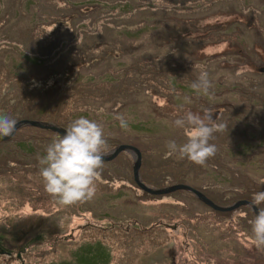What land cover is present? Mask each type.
Returning <instances> with one entry per match:
<instances>
[{
	"label": "rangeland",
	"instance_id": "374dc122",
	"mask_svg": "<svg viewBox=\"0 0 264 264\" xmlns=\"http://www.w3.org/2000/svg\"><path fill=\"white\" fill-rule=\"evenodd\" d=\"M131 1L0 0V114L62 128L96 120L109 153L120 144L141 151L145 185L186 184L221 206L241 201L239 173L264 183V0H133L136 15L124 10ZM243 9L261 36L225 31ZM201 72L212 84L207 95L192 88ZM204 99L234 110L210 141L216 155L199 166L166 145L186 142L172 121L188 110L203 115ZM57 135L26 126L0 140V264H264L249 206L219 212L183 190L150 195L129 152L104 162L93 199L59 204L39 162Z\"/></svg>",
	"mask_w": 264,
	"mask_h": 264
},
{
	"label": "clouds",
	"instance_id": "9594fccd",
	"mask_svg": "<svg viewBox=\"0 0 264 264\" xmlns=\"http://www.w3.org/2000/svg\"><path fill=\"white\" fill-rule=\"evenodd\" d=\"M212 84L207 72H201L192 88L209 94ZM121 127H126L124 116L116 117ZM176 129L182 130L186 142L175 140L167 143L168 150L186 158L199 166H206L218 149L210 143L214 134L221 132L224 125L217 123L213 113L205 110L203 115L191 110L177 114L172 121ZM16 119L0 114V139L10 137L16 131ZM64 134H58L40 158V176L46 191L63 206L93 199L97 194V181L104 165V157L109 155V145L103 126L96 120L79 117L72 121ZM259 211L250 221L252 243L264 252V191L253 194L250 207Z\"/></svg>",
	"mask_w": 264,
	"mask_h": 264
},
{
	"label": "water",
	"instance_id": "95a60500",
	"mask_svg": "<svg viewBox=\"0 0 264 264\" xmlns=\"http://www.w3.org/2000/svg\"><path fill=\"white\" fill-rule=\"evenodd\" d=\"M23 126H32V127H37L40 129H47V130L54 131V132L61 134V135L64 134L66 131L65 128L56 126L54 124H48V123H43V122L34 121V120H21V121H19L16 125V131ZM16 131H15V133H16ZM15 133H13V135ZM12 136H10V137H12ZM10 137H4L3 139H0V140H7ZM124 151L130 152L135 156L134 179H135L136 183L138 184V186L143 191H145L146 193H148L150 195L164 196V195H169L171 193L183 190V191H187V192L194 194L201 202H203L204 204H206L207 206H209L213 210L219 211V212H232V211H234V210H236L242 206H249L251 203V201H248V200H241V201H238L231 206H220V205L216 204L215 202H213L211 199H209L205 194H203L199 190H196L195 188H193L189 185H186V184H176V185L169 186L167 188H158V189L149 187L142 182L141 177H140V168H141V164H142V154L139 151V149H137L136 147H133L131 145L119 146L116 149H114L112 152H110L109 155H107L103 158L104 162H110V161L114 160L121 152H124ZM250 208L253 210L254 214H257L259 211V209L255 205H253Z\"/></svg>",
	"mask_w": 264,
	"mask_h": 264
},
{
	"label": "bare ground",
	"instance_id": "6f19581e",
	"mask_svg": "<svg viewBox=\"0 0 264 264\" xmlns=\"http://www.w3.org/2000/svg\"><path fill=\"white\" fill-rule=\"evenodd\" d=\"M195 2H199V4L200 5H202V3L203 2H205V0H194ZM229 2V1H228ZM125 3H127V2H125ZM167 3H168V5H170L169 3V1H167ZM131 4V5H130ZM125 5H128L130 8V10H129V12L132 10V12H133V10L135 11V12H133V15H136L137 14V12H138V10H139V5L140 4H138V2H133V0L131 1V3H129V4H125ZM131 6H132V9H131ZM143 8V7H142ZM152 8L153 7H148V11L149 12H151V13H154L153 11H152ZM244 8H245V6H244ZM168 8H165V10H167ZM164 10V11H165ZM175 10H177V9H175ZM236 9H234V11H235ZM245 9H243L242 11H241V13H240V16H241V22H240V24L239 25H234V23L235 22H231V23H228L227 25H225V31L226 32H234V34L235 33H237V35L238 36H236V37H241V38H243V36L244 35H246V34H249L251 31H254L257 35H258V37L259 36H261L260 34H261V32L263 31V29H260L259 27H257L256 26V22H255V19H254V21H252V19L251 18H248L247 16H245ZM247 11H248V9H247ZM166 13H168L167 11H165ZM232 13H230V14H223V15H231ZM250 20L252 21V23L251 24H249L250 23ZM54 25V23L52 22V23H50V27H52L53 25ZM136 39H140V36L139 37H137ZM238 41V40H237ZM245 40L243 39V43H247V42H244ZM263 41H264V39H263ZM171 43V42H170ZM174 43L176 44L177 43V41L175 40L174 41ZM180 43V42H179ZM179 45V44H178ZM182 45V44H181ZM136 47V46H135ZM242 50H243V48H241ZM245 49V48H244ZM242 52V51H241ZM240 52V53H241ZM124 56V54H117L116 55V57H117V60L119 59L118 57H123ZM181 68L183 69L182 70V72H179V75H183L184 74V67H182L181 66ZM66 74H68V73H66ZM179 87H183L184 88V92L186 91V86H185V84L184 83H180L179 84ZM231 91V90H230ZM229 91V92H230ZM231 93V95L233 96V94H232V91L230 92ZM211 109H209L208 111H210ZM211 112V111H210ZM202 115V114H201ZM23 127H26V126H23ZM23 127H21V128H23ZM21 128H19V129H21ZM65 128V127H64ZM66 129V128H65ZM163 131V130H162ZM124 145H130V144H120V146H124ZM131 146H133V145H131ZM119 147V146H118ZM133 147H135V146H133ZM137 148V147H136ZM138 149V148H137ZM140 151V150H139ZM112 152V151H111ZM124 152H126V151H124ZM141 152V151H140ZM123 152H121L117 157H119L121 154H122ZM130 153V152H129ZM130 154H132V153H130ZM142 154V153H141ZM116 157V158H117ZM115 158V159H116ZM114 159V160H115ZM113 161V160H112ZM111 162V161H110ZM142 162H143V160H142ZM133 170H134V168H133ZM140 177H141V173H140ZM141 179H142V177H141ZM142 182H144V181H142ZM145 183V182H144ZM147 185V184H146ZM148 186V185H147ZM153 188V187H152Z\"/></svg>",
	"mask_w": 264,
	"mask_h": 264
},
{
	"label": "trees",
	"instance_id": "16d2710c",
	"mask_svg": "<svg viewBox=\"0 0 264 264\" xmlns=\"http://www.w3.org/2000/svg\"><path fill=\"white\" fill-rule=\"evenodd\" d=\"M97 6H100L101 7V2L100 3H98V5ZM102 7L103 8H106V6L103 4L102 5ZM130 7L128 6V5H125V8H124V10H127V9H129ZM130 10V9H129ZM241 17V16H240ZM237 22H235V24H236ZM238 24V23H237ZM236 24V25H237ZM105 25V24H104ZM218 26H221L222 24H217ZM56 27V26H55ZM214 27H216V26H214ZM223 27V26H222ZM221 27V28H222ZM215 29H217V28H215ZM55 30V29H54ZM126 35L128 38L130 37V36H134L135 34H130L129 33V31H127V32H125V31H123V34H121V35ZM137 35H139V34H136L135 35V38H137V37H139V36H137ZM263 44H264V41H263ZM263 53H264V49H263ZM264 71V70H263ZM57 82V81H56ZM180 88V90H184V88L183 87H179ZM188 89H190V87L189 88H186V90H188ZM191 90V89H190ZM191 93H193V92H191ZM191 95V94H190ZM195 95V94H194ZM264 97V96H263ZM202 101H208V100H202ZM212 108V107H211ZM214 114H216V117H215V120H216V122L217 123H220V124H222L223 123V118H224V116H225V114L222 116V117H219V114H221V112H215ZM149 115L151 116V115H153V114H151V113H149ZM217 118V119H216ZM249 154H251V152L249 153ZM259 154H261V155H263L264 154V139H263V151L261 152V153H259ZM261 163H263L264 164V155H263V158L261 159ZM250 165H252V164H250ZM263 170H264V166H263ZM153 177V176H152ZM159 176H157L156 177V179L158 178ZM246 179H248V178H246L242 173H239V175H238V177H237V180H235L236 182H239V183H237L236 184V182L234 183V185H235V189L234 190H237L236 188L237 187H246L247 189H245L244 191L242 190V193H240V194H238L237 196V198L238 199H240V200H248V201H251L252 200V197H253V194L254 193H256V192H260V191H264V183H263V187H260L259 186V182H258V180L257 181H253V180H246ZM263 179H264V176H263ZM244 180H246V181H244ZM166 181V179H160L159 181L158 180H151V182L149 183V184H151V185H153V183H155L157 186H160V185H163L164 184V182ZM160 182V183H159ZM171 186V185H170ZM167 187H169V186H166V187H162V188H167ZM235 198H236V196H235ZM233 199V198H232ZM213 202H215L216 204L217 203H220V201H216L215 199H211ZM221 206V205H220ZM262 207H264V205H261ZM251 214H254L253 212H251Z\"/></svg>",
	"mask_w": 264,
	"mask_h": 264
},
{
	"label": "flooded vegetation",
	"instance_id": "af4514ba",
	"mask_svg": "<svg viewBox=\"0 0 264 264\" xmlns=\"http://www.w3.org/2000/svg\"><path fill=\"white\" fill-rule=\"evenodd\" d=\"M262 70H263V69H262ZM211 100H212V99H211ZM212 101H213V100H212ZM196 102H198V104L201 105V99H197ZM202 102H209V101H202ZM215 102H216V101H214V102H211V101H210L209 104H208V106H210V107H209L210 109H214V110L220 108V112H221V114H219V117H222L224 114H228V113L230 112V107H232L231 105L228 104V109H225L226 107H218V105H217V106L214 105ZM211 107H212V108H211ZM232 109H233V107H232ZM233 110H234V109H233ZM211 113H213V118L215 119V117H216V114H214L215 112H214V111H211ZM216 119H217V118H216Z\"/></svg>",
	"mask_w": 264,
	"mask_h": 264
}]
</instances>
